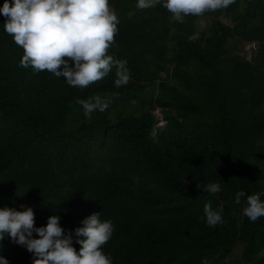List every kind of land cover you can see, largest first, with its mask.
I'll return each mask as SVG.
<instances>
[{
	"label": "trees",
	"instance_id": "obj_1",
	"mask_svg": "<svg viewBox=\"0 0 264 264\" xmlns=\"http://www.w3.org/2000/svg\"><path fill=\"white\" fill-rule=\"evenodd\" d=\"M110 4L120 19L109 52L131 70L119 88L114 71L73 86L22 66V46L0 24V205L31 204L37 226L59 214L65 230L101 210L115 224L103 245L115 264H230L238 244L237 262L264 264V215L251 220L246 196L235 201L241 189L264 193V0L183 21L162 4ZM201 16L212 22L199 35ZM251 41L250 58L236 50ZM149 86L158 92L145 95ZM114 91L108 109L85 115L82 98ZM213 180L216 194L198 187ZM207 200L223 205L215 227L201 219ZM3 245L10 264H32L10 236Z\"/></svg>",
	"mask_w": 264,
	"mask_h": 264
},
{
	"label": "clouds",
	"instance_id": "obj_2",
	"mask_svg": "<svg viewBox=\"0 0 264 264\" xmlns=\"http://www.w3.org/2000/svg\"><path fill=\"white\" fill-rule=\"evenodd\" d=\"M234 2L136 0V7L147 9L162 4L170 11L171 19L183 21L188 15L224 9ZM0 13L5 16L0 24L24 50L20 59L22 66H31L33 71L48 70L73 86H87L113 71L117 88L131 79L127 59L109 52L119 31L120 19L110 0H3ZM118 95L116 91L111 95L97 93L82 98L80 103L85 115L90 116L97 110L108 109L113 97ZM198 187L212 194L222 190L217 180L203 186L198 182ZM245 196L243 213L251 220L264 215V193L246 194L241 189L236 192L235 201L239 203ZM35 217L31 204L0 205V264H10L3 254V241L7 236L33 253L32 264H115L111 253L103 247L112 238L115 224L111 218H102L101 210L84 216L80 225L68 230L61 224L59 214H51L47 223L39 226ZM201 219L213 227L223 223V205L214 207L212 201L207 200ZM74 240L80 245L78 250Z\"/></svg>",
	"mask_w": 264,
	"mask_h": 264
},
{
	"label": "rangeland",
	"instance_id": "obj_3",
	"mask_svg": "<svg viewBox=\"0 0 264 264\" xmlns=\"http://www.w3.org/2000/svg\"><path fill=\"white\" fill-rule=\"evenodd\" d=\"M224 20L229 21L225 16L222 17ZM211 18L208 16H201L197 22V27H198V34L200 35L202 32H207L209 29V26L211 25ZM237 51L241 52L243 55H245L247 58H250L251 54H252V49L249 46V42L246 43L244 46H240L239 49H236ZM163 76H166V72L162 73ZM157 93V87L156 86H149V88L147 89V91L145 92V95H150L151 93ZM155 115L158 118V123L157 125L160 127H165L167 124V121L163 118V114H162V109L161 107H158L155 111H154ZM242 250V245L238 244L233 252L232 255L230 256V258L228 259L230 264H244L243 262H237V258H239L240 253Z\"/></svg>",
	"mask_w": 264,
	"mask_h": 264
},
{
	"label": "built area",
	"instance_id": "obj_4",
	"mask_svg": "<svg viewBox=\"0 0 264 264\" xmlns=\"http://www.w3.org/2000/svg\"><path fill=\"white\" fill-rule=\"evenodd\" d=\"M250 48L253 50H256L258 48V43L256 41L249 42Z\"/></svg>",
	"mask_w": 264,
	"mask_h": 264
}]
</instances>
